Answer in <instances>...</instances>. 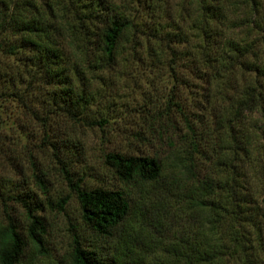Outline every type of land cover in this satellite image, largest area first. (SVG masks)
<instances>
[{
    "label": "trees",
    "instance_id": "16d2710c",
    "mask_svg": "<svg viewBox=\"0 0 264 264\" xmlns=\"http://www.w3.org/2000/svg\"><path fill=\"white\" fill-rule=\"evenodd\" d=\"M154 1L149 0L145 6L152 20L149 26L136 23L137 16L128 11L133 0H123L122 5L113 0H0V138L5 127L2 103L7 98L27 106L30 114L43 124L54 113L83 119L91 97L76 82H87V75L93 78L119 60L123 62L127 43L133 49L126 62L135 60L141 47L140 38L154 40L155 46L149 48L159 60L165 44L172 54L173 69L179 54L172 43L181 42L186 34L180 30L171 33L159 23L161 13ZM246 1L253 11L241 23L264 35V15L255 20L260 7L258 0ZM192 2L193 28L200 38L199 76L205 82L222 78L225 89L238 68L248 78L254 77L232 99L226 108L228 113L224 112L219 119L215 115V126L210 121L212 114L204 112L207 105L203 108V103L200 105L204 111L183 115L186 131L178 138L188 144L176 164L183 176L174 178L180 208L188 213L183 230L166 243H154L157 250L145 248L146 243H115L113 253L107 254L85 246L80 236L74 234L70 264H264L263 208L254 188L264 182L263 157L257 152L261 147L258 137H264V124L261 133L243 128L247 115L259 113L264 120V63L256 58L260 52L258 42L264 36L252 42L236 40L227 35L236 25L222 0ZM67 47L73 59L67 55ZM12 56L15 58L9 60ZM36 92L43 96L40 108L43 116L31 106L30 95ZM168 105V110L174 105L179 112L183 111L180 102L172 98ZM93 123L102 125L106 120ZM48 138L46 135L45 140ZM173 138L169 143L174 145ZM50 144L57 149L56 143ZM105 163L126 183L158 185L155 187L160 189L170 177L154 156L109 152ZM203 168L206 171L202 172ZM64 171L84 223L100 235L119 236L123 240L130 232L127 219L132 213L126 192L102 186L87 188L81 178L74 180L66 167ZM162 197L166 199L165 194ZM9 198L21 202L25 208L27 234L21 232L13 215L5 210L4 221L0 222V264H22L28 245L38 253L45 251L43 238L47 225L39 213L42 205L30 201V195ZM67 201L68 197L59 201L61 210ZM157 204L163 210L167 207L161 201H154L152 206ZM162 219L159 212L155 213L156 222L161 223ZM139 228L141 231L146 227L141 223Z\"/></svg>",
    "mask_w": 264,
    "mask_h": 264
},
{
    "label": "rangeland",
    "instance_id": "374dc122",
    "mask_svg": "<svg viewBox=\"0 0 264 264\" xmlns=\"http://www.w3.org/2000/svg\"><path fill=\"white\" fill-rule=\"evenodd\" d=\"M148 1L133 0L128 11L133 17L137 16L136 23L150 26L152 20L145 8ZM222 1L236 25L227 32L228 36L243 43L264 36L241 23L253 11L250 3L246 0ZM113 2L122 5L123 0ZM258 2L260 7L255 20H260L264 15V0ZM154 3L161 10L159 23L165 29L169 28L171 33L180 30L186 34L181 42L172 43L179 54L177 62L172 64L173 69L170 62L172 54L165 44L164 54L159 60L149 48L155 46L154 40L140 38L141 47L135 60L126 62L125 58L130 59L133 49L132 44L127 43L123 62L119 60L112 68L99 71L93 78L87 75V82H76L77 87H85L91 97L83 119L74 120L54 113L43 124L18 100L7 98L3 101L5 127L0 138V222L4 221L7 210L21 232L27 234L25 208L21 202L9 198L25 194L30 195V201L42 205L39 213L47 225L43 238L45 251L38 253L28 245L22 264H70L69 253L74 234L80 236L85 246L107 254L113 253L115 243H146L145 248L157 250L154 243H166L173 234L183 230L188 213L182 212L181 202H178L180 193H176L177 189L174 188V178L183 176L176 166L178 155L184 156L188 144L178 138L186 131L183 115L199 113L201 105L203 108L207 105V111L202 110L207 115L212 114L210 121L215 126V115L219 119L221 114L229 112L226 108H229L235 96H239L251 77L248 78L238 68L230 76L229 83L226 81L229 84L226 89L223 88L226 83L222 78L205 82L198 72L200 38L193 28L192 0H155ZM258 43L260 52L256 58L264 63V37ZM67 52L73 59L68 47ZM187 56L192 59H185ZM14 58L12 56L9 60ZM42 97L38 92L30 95L31 106L40 116V108L44 104ZM170 98L180 102L183 113L174 105L168 110ZM103 119L106 120L105 124L93 123ZM243 120L245 131L253 128L261 133L264 120L259 113L247 115ZM46 135L48 140H45ZM172 137L176 139L174 145L169 143ZM50 141L56 143L57 149ZM258 141L261 147L257 152L260 151L259 156L263 157L261 167L264 169V137L261 135ZM109 152L156 157L162 164L163 172L170 176L168 183L158 189V185L123 182L105 163V155ZM64 166L70 171L69 176L74 180L81 178L87 188L102 186L126 192L132 204V213L127 219L130 232L122 237L124 241L119 236L108 238L100 235L84 223ZM203 171L206 169L203 168ZM257 185L254 188L259 206L263 208L261 214L264 219V182ZM162 194L166 199H162ZM64 197H68V201L61 210L58 203ZM148 199L151 202H147ZM154 201L163 202L166 209L163 210L161 204L153 207ZM157 212L161 219L163 217L161 223L155 221ZM141 223L146 228L140 231ZM262 225L264 243L263 220Z\"/></svg>",
    "mask_w": 264,
    "mask_h": 264
}]
</instances>
